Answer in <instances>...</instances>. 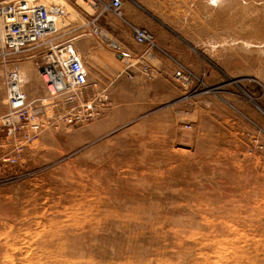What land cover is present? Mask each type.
I'll return each mask as SVG.
<instances>
[{
	"label": "rangeland",
	"instance_id": "rangeland-1",
	"mask_svg": "<svg viewBox=\"0 0 264 264\" xmlns=\"http://www.w3.org/2000/svg\"><path fill=\"white\" fill-rule=\"evenodd\" d=\"M54 1L76 20L109 2ZM123 11L100 21L120 52L76 32L88 72L120 65L106 84L90 79L87 97L107 102L68 122L48 100L32 140L0 137V264H264V0H123ZM132 26L154 35L149 78ZM39 60H11L30 98L45 94ZM134 69L144 83L119 82Z\"/></svg>",
	"mask_w": 264,
	"mask_h": 264
},
{
	"label": "built area",
	"instance_id": "built-area-1",
	"mask_svg": "<svg viewBox=\"0 0 264 264\" xmlns=\"http://www.w3.org/2000/svg\"><path fill=\"white\" fill-rule=\"evenodd\" d=\"M94 12L81 15L76 20L70 17L65 1L53 0H0V63L3 65V82L6 111L0 114V137L11 139L21 137L32 140L40 125V106L52 103L60 105L68 122L74 120V110L89 105L94 99L106 103L108 95L99 90L90 98L89 90L95 83L88 77V71L77 50L78 31H87L98 43L114 52L121 46L105 35L101 16L109 12L113 17L122 18L123 0H109L96 5ZM133 43L143 50L137 56L139 71L149 78L148 63L151 49L155 46L152 32L140 26L131 27ZM31 53L39 57L36 71L42 81L45 94L30 98L22 87L18 66L12 59ZM120 55V54H119ZM134 67L128 63L125 70ZM130 70V69H129ZM174 76L183 83L190 82L189 75L176 70ZM11 161V157H3Z\"/></svg>",
	"mask_w": 264,
	"mask_h": 264
},
{
	"label": "crops",
	"instance_id": "crops-1",
	"mask_svg": "<svg viewBox=\"0 0 264 264\" xmlns=\"http://www.w3.org/2000/svg\"><path fill=\"white\" fill-rule=\"evenodd\" d=\"M79 48H80L79 49V51H80L79 53H82L83 57H86L87 56L86 46H84V47L80 46ZM118 56H120V55H118ZM114 62H116V61H113V60L110 61V66H111L112 69H103L104 65L102 63L94 61V66L95 67L98 66V68H100V69H89V72H88L89 79L97 80V81H99L102 84H106L107 81H108V78L111 79V77L115 76L114 74L116 72H119V70H120V69H117L118 66H120V65H118L119 63H114ZM2 67H3V65L0 63V109H3V111L1 113L6 111V105H5V99H4V97H5L4 91L5 90H4ZM137 70L138 69H134V72H136V73L134 74L132 79H130L131 81L130 80H123L121 78L122 81H119V82H122V84L123 83H127V82H130V83L133 82V83H137L138 85H140L139 84L140 82L144 83L143 82L144 78L137 73ZM87 71H88V69H87ZM162 71L164 72V74H163L164 75L163 82L166 83V84H168V82L170 83V76L173 74L172 69L167 66V67H164V69ZM25 79H29V74H23V81ZM115 81L116 82L114 84L117 85L119 82H117L118 80H115ZM24 86H25V92L29 95L28 92L30 91V88L26 84V82H25ZM137 87H140V86H137ZM29 97H30V95H29Z\"/></svg>",
	"mask_w": 264,
	"mask_h": 264
},
{
	"label": "bare ground",
	"instance_id": "bare-ground-1",
	"mask_svg": "<svg viewBox=\"0 0 264 264\" xmlns=\"http://www.w3.org/2000/svg\"><path fill=\"white\" fill-rule=\"evenodd\" d=\"M18 71H19V74H20V77H21V81L23 82V74L21 72V70L18 68ZM23 87V86H22ZM24 89V88H23ZM29 96V95H28ZM35 98V97H34Z\"/></svg>",
	"mask_w": 264,
	"mask_h": 264
}]
</instances>
